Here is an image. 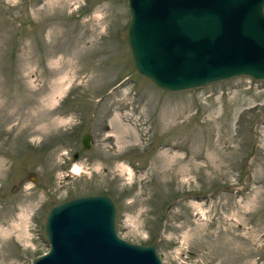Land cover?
Returning <instances> with one entry per match:
<instances>
[{
  "label": "rangeland",
  "instance_id": "rangeland-1",
  "mask_svg": "<svg viewBox=\"0 0 264 264\" xmlns=\"http://www.w3.org/2000/svg\"><path fill=\"white\" fill-rule=\"evenodd\" d=\"M128 18L126 0H0V264L47 248L52 203L95 191L163 264H264V78L158 88Z\"/></svg>",
  "mask_w": 264,
  "mask_h": 264
},
{
  "label": "water",
  "instance_id": "water-1",
  "mask_svg": "<svg viewBox=\"0 0 264 264\" xmlns=\"http://www.w3.org/2000/svg\"><path fill=\"white\" fill-rule=\"evenodd\" d=\"M125 43L137 74L179 91L238 75L264 78V0H126ZM89 134L81 136L88 146ZM76 153H73V157ZM43 231L47 250L28 264H162L156 241L116 234L105 193L53 203Z\"/></svg>",
  "mask_w": 264,
  "mask_h": 264
},
{
  "label": "bare ground",
  "instance_id": "bare-ground-1",
  "mask_svg": "<svg viewBox=\"0 0 264 264\" xmlns=\"http://www.w3.org/2000/svg\"><path fill=\"white\" fill-rule=\"evenodd\" d=\"M81 166L73 163L72 167H71V173L77 174L79 171H81L82 169L80 168Z\"/></svg>",
  "mask_w": 264,
  "mask_h": 264
}]
</instances>
